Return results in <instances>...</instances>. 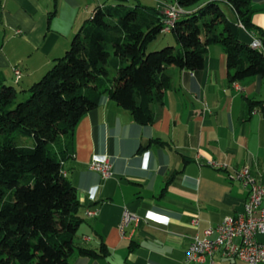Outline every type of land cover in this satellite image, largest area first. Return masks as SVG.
<instances>
[{
	"label": "crops",
	"instance_id": "obj_1",
	"mask_svg": "<svg viewBox=\"0 0 264 264\" xmlns=\"http://www.w3.org/2000/svg\"><path fill=\"white\" fill-rule=\"evenodd\" d=\"M140 1L163 10L175 0ZM107 2L113 0H0V73L6 82L25 89L40 79L93 8ZM249 6L252 23L264 30V0H249ZM239 38L249 42L256 35L240 24ZM164 73L168 85L161 101L151 103L152 122H136L104 95L75 125L63 169L80 203L76 242L102 249V255L75 250L67 264H208L186 262L185 251L225 215L242 212L247 190L233 171L247 167L264 184V77L231 82L220 43L207 46L200 70L168 66ZM249 99L262 103L250 107ZM103 157L111 162L105 178L88 166ZM87 209L97 212L87 215ZM124 211L136 219L121 228ZM256 238L264 241V233ZM213 258L243 264L219 252Z\"/></svg>",
	"mask_w": 264,
	"mask_h": 264
},
{
	"label": "trees",
	"instance_id": "obj_2",
	"mask_svg": "<svg viewBox=\"0 0 264 264\" xmlns=\"http://www.w3.org/2000/svg\"><path fill=\"white\" fill-rule=\"evenodd\" d=\"M176 2L188 10L169 31L178 47L148 49L163 32L166 16L159 6L113 0L96 5L65 53L40 79L20 89L28 93L25 100L15 103L17 89L0 73V264H67L75 250L102 255V249L76 242L80 203L63 169L75 125L102 96L128 110L136 122L150 123L151 103L161 101L168 85L164 70H200L213 43L223 47L231 82L264 77V30L252 23L249 0ZM240 24L261 47L239 38ZM16 134L31 136L33 144L18 145Z\"/></svg>",
	"mask_w": 264,
	"mask_h": 264
},
{
	"label": "built area",
	"instance_id": "obj_3",
	"mask_svg": "<svg viewBox=\"0 0 264 264\" xmlns=\"http://www.w3.org/2000/svg\"><path fill=\"white\" fill-rule=\"evenodd\" d=\"M166 24H163L162 31L169 32L171 20L175 15L182 14L188 10L179 6L176 0L164 5ZM251 44L260 47L257 39ZM16 78L20 76L18 67L13 69ZM218 167H225V164H215ZM88 166L97 170L102 177H109L111 174V162L109 158H93ZM232 177L241 182L247 190V199L244 203L242 212L236 215H225L221 222L216 226H210L204 230V236L193 237L185 251L186 262H207L217 264L213 258L214 253L219 252L222 257L233 258L243 264H264V241L256 238L257 234L264 233V184L252 174L247 168L243 167L233 171ZM95 209H87V215L96 214ZM136 216L129 211H124L121 228L135 220ZM193 224L197 219L192 220Z\"/></svg>",
	"mask_w": 264,
	"mask_h": 264
},
{
	"label": "rangeland",
	"instance_id": "obj_4",
	"mask_svg": "<svg viewBox=\"0 0 264 264\" xmlns=\"http://www.w3.org/2000/svg\"><path fill=\"white\" fill-rule=\"evenodd\" d=\"M171 0H168L170 2ZM93 4V3H92ZM176 40L172 34V32H160L156 39L150 44L148 49L150 50H156L159 49L165 45H174L175 46ZM113 75V71H110V76ZM8 84H13L15 88L17 89V97L15 99V103L20 100H25L28 97L27 92L20 91V88L17 87L15 83H12V80L9 79ZM14 141L18 145H24V146H31L33 144V138L29 135H22V134H16L14 136Z\"/></svg>",
	"mask_w": 264,
	"mask_h": 264
},
{
	"label": "bare ground",
	"instance_id": "obj_5",
	"mask_svg": "<svg viewBox=\"0 0 264 264\" xmlns=\"http://www.w3.org/2000/svg\"><path fill=\"white\" fill-rule=\"evenodd\" d=\"M181 15H182V14H178V15H175V16L173 17V19L171 20V28H172V26L174 25V23H175V21L177 20V18H178L179 16H181ZM164 24H166V17H165V19H164ZM257 44L261 47L260 40H257ZM251 46H253V47H258V46L253 45V44H251Z\"/></svg>",
	"mask_w": 264,
	"mask_h": 264
}]
</instances>
